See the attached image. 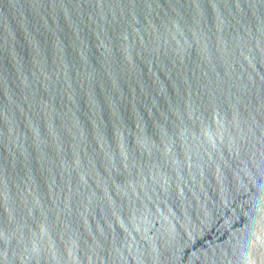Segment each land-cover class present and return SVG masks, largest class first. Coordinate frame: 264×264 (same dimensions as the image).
Here are the masks:
<instances>
[{
    "label": "water",
    "instance_id": "water-1",
    "mask_svg": "<svg viewBox=\"0 0 264 264\" xmlns=\"http://www.w3.org/2000/svg\"><path fill=\"white\" fill-rule=\"evenodd\" d=\"M0 264H264V0H0Z\"/></svg>",
    "mask_w": 264,
    "mask_h": 264
}]
</instances>
